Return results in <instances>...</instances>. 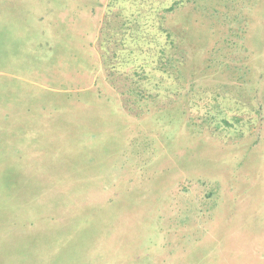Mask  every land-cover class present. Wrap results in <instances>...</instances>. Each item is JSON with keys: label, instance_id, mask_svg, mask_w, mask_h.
Returning a JSON list of instances; mask_svg holds the SVG:
<instances>
[{"label": "rangeland", "instance_id": "obj_1", "mask_svg": "<svg viewBox=\"0 0 264 264\" xmlns=\"http://www.w3.org/2000/svg\"><path fill=\"white\" fill-rule=\"evenodd\" d=\"M0 180V264H264V0H0Z\"/></svg>", "mask_w": 264, "mask_h": 264}, {"label": "trees", "instance_id": "obj_2", "mask_svg": "<svg viewBox=\"0 0 264 264\" xmlns=\"http://www.w3.org/2000/svg\"><path fill=\"white\" fill-rule=\"evenodd\" d=\"M4 186H6L7 188H9L8 186V183L6 182H3L0 180V189H2ZM24 204V203H23ZM42 212V211H41ZM21 219H23L24 223L22 225V227L20 228L19 226H13L12 223H10V225L6 226V228L4 227L3 231H4V235H5V232L7 234H16V235H24V237H27L28 238V232H29V227L33 226L35 223H36V220H38L39 222L40 221H46V218H52L53 216H47V217H43L41 216V218L38 216V211H37V208L34 207L32 209V207L30 206H27V207H24L22 209V212H21ZM49 224V225H48ZM46 224V226H50L51 223H48ZM44 228V227H42ZM26 241H28L26 239Z\"/></svg>", "mask_w": 264, "mask_h": 264}]
</instances>
